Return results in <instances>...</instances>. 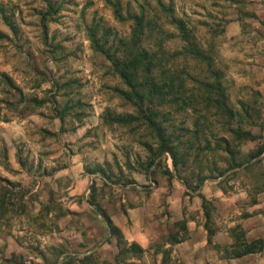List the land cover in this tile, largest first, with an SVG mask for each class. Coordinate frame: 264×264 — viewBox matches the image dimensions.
<instances>
[{
    "label": "rangeland",
    "instance_id": "1",
    "mask_svg": "<svg viewBox=\"0 0 264 264\" xmlns=\"http://www.w3.org/2000/svg\"><path fill=\"white\" fill-rule=\"evenodd\" d=\"M160 1L188 27L240 127L256 140L230 156L217 139H231L238 117L202 111L206 121L195 130L191 109L160 108L165 132L180 140L173 168L168 154L154 158L142 125L113 122L132 109L88 31L108 29V45L119 49L131 15L141 12L163 32L147 42L169 33L162 48L175 53L182 42L155 0H0V264H116L118 238L141 249L119 264H208L223 250L219 258L231 257L248 202L264 187V149L249 158L264 145V90L246 58L260 36L250 18L234 34L232 21L252 13L245 0ZM115 3L122 21L113 17ZM174 56L171 73L210 76L204 63ZM186 87L196 89L188 80ZM232 158L242 164L221 175ZM106 218L117 234L110 236Z\"/></svg>",
    "mask_w": 264,
    "mask_h": 264
},
{
    "label": "trees",
    "instance_id": "2",
    "mask_svg": "<svg viewBox=\"0 0 264 264\" xmlns=\"http://www.w3.org/2000/svg\"><path fill=\"white\" fill-rule=\"evenodd\" d=\"M156 8L164 12L165 18L169 24L174 25L178 33V38L182 42L181 49L172 54H167L163 51L162 42L165 38L171 39L172 36L167 33L159 37L158 41L147 40L162 35L163 32L159 25L155 24L149 18L144 17L143 13L131 15L133 21L131 31L128 37L119 38L118 42L121 47L118 49L108 45L106 40V33L108 29L101 27L91 28L88 31V40L91 47L95 52L103 55L108 63V72L110 75L116 77L120 83L125 87L124 90L114 89L116 94L128 104L132 109L131 114H126L122 117L113 119V122L130 126L133 124L142 125L145 131L148 132L149 138L153 141L154 145V158L161 155L168 154L171 158L172 167L175 168L180 161L177 159V151L181 146L178 139L172 134L165 132L161 118L164 117L160 108L170 107L178 103L181 110L191 109L196 114L194 124L197 130L198 126L205 122V117L202 111H209L212 109V114L217 117H223L226 120L238 117V125L234 129L228 131L230 140L221 137L217 141L222 142L223 150L230 156L238 152L239 146L246 141H254L256 137L249 131H245L240 127L241 115L238 111L232 110L227 104V96L224 87L219 82V74L217 71H210V62L201 50L197 47L190 30L185 23L176 18L169 8L163 9L160 0H155ZM113 17L117 21H122L121 13L118 4H113ZM158 30V33L154 31ZM101 33L100 38H96L97 32ZM174 55L183 56V60H193L196 63H204L208 78L202 77L201 80L189 76L188 73L180 71L173 74L170 71L169 62ZM207 78V79H205ZM195 83L196 89H188L186 81ZM200 100L204 107L198 108L193 106V101ZM247 117L246 111H244ZM131 129H134L132 127ZM150 148V147H148ZM263 152V146H259L249 158L254 159ZM232 165L227 167L221 173L223 175L227 170L238 168L242 163L235 162L231 159ZM153 163V161H152ZM201 181V180H200ZM203 200V198H202ZM91 203V202H90ZM205 220L209 217L207 212L204 211ZM106 226L110 236L117 234L116 228L106 218ZM210 234V233H208ZM176 241H173V243ZM125 243L118 238L117 248L118 252L115 257L116 264H119V257L124 258L130 251L131 253L141 252L140 247L131 243L127 248H124ZM230 255L232 258L240 257L247 254L258 253L262 249V241L254 240L250 243L244 241L243 235L236 236L234 243L231 245ZM71 261H68V264ZM122 264V263H120Z\"/></svg>",
    "mask_w": 264,
    "mask_h": 264
},
{
    "label": "crops",
    "instance_id": "3",
    "mask_svg": "<svg viewBox=\"0 0 264 264\" xmlns=\"http://www.w3.org/2000/svg\"><path fill=\"white\" fill-rule=\"evenodd\" d=\"M246 7L250 10L248 15L240 16L238 15L232 21V28L234 29V34L241 35L239 22L241 19H244V22H247V18H250V27L253 28L252 34L260 36V40L255 42L251 50L248 51L246 58L253 60L255 62V67L260 71V88L263 92L264 90V0H245ZM246 17V18H244ZM241 25V24H240ZM238 32V33H237ZM258 73V76H259ZM259 91V89H257ZM260 92V91H259ZM264 147V145H263ZM264 149V148H263ZM253 160V159H252ZM264 165V164H263ZM233 200V198H231ZM235 200V199H234ZM246 214L242 216L241 230L244 241L250 243L254 240L262 241V249L258 253L247 254L240 257H229L228 260L224 258H219L221 253L216 254L217 256L209 255L205 259L206 263H219L224 264L226 261H229L230 264H264V187L257 190L254 194V197L248 202L246 208ZM188 264V263H187ZM191 264V263H190Z\"/></svg>",
    "mask_w": 264,
    "mask_h": 264
}]
</instances>
